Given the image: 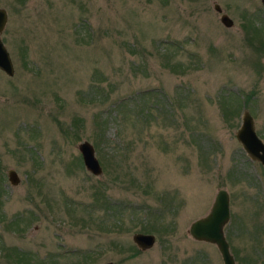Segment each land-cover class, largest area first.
Returning <instances> with one entry per match:
<instances>
[{"label":"rangeland","instance_id":"1","mask_svg":"<svg viewBox=\"0 0 264 264\" xmlns=\"http://www.w3.org/2000/svg\"><path fill=\"white\" fill-rule=\"evenodd\" d=\"M0 7L14 64L12 75L0 69V264H22L6 256L14 247L23 264H224L189 233L222 187L236 264H264V166L235 136L248 110L264 140L261 0ZM228 92L241 106L227 116ZM83 140L100 175L84 166ZM136 231L153 232V246L139 248Z\"/></svg>","mask_w":264,"mask_h":264},{"label":"water","instance_id":"2","mask_svg":"<svg viewBox=\"0 0 264 264\" xmlns=\"http://www.w3.org/2000/svg\"><path fill=\"white\" fill-rule=\"evenodd\" d=\"M264 7V0H261ZM214 7L222 11L221 6L215 3ZM8 12L6 8L0 7V32L7 23ZM220 21L227 27L233 24V19L225 12L221 13ZM0 69L8 75L14 73V64L0 35ZM237 140L245 152L252 159L259 160L264 166V140L258 135L254 118L248 110L241 115V124L235 132ZM82 155L84 166L95 175L102 173L101 163L96 156L93 144L89 140H83L78 144ZM7 176L12 184H17L20 177L15 169L7 171ZM230 219V195L226 188H219L215 193L212 204L206 214L195 218L189 225V233L196 240L207 241L216 244L224 264H236L234 255L231 252L229 241L225 234V225ZM133 241L139 248H150L156 241L153 232L136 231L132 234ZM102 264H115L108 260Z\"/></svg>","mask_w":264,"mask_h":264},{"label":"trees","instance_id":"3","mask_svg":"<svg viewBox=\"0 0 264 264\" xmlns=\"http://www.w3.org/2000/svg\"><path fill=\"white\" fill-rule=\"evenodd\" d=\"M257 29V28H256ZM255 29V30H256ZM259 31V28H258ZM256 31V32H258ZM238 94L235 92H228L226 95H223L220 103H221V108L223 111V115H229V114H233V112H237V110L240 109L241 104H239V100L237 98ZM99 197L96 196V200H98ZM104 204V203H103ZM153 230L151 227H145L143 228V230ZM122 251H128L129 255L135 254L137 252L140 251V249L138 247H136V245H131V244H126L122 249ZM92 255V254H91ZM90 255V256H91ZM7 257L12 258L15 262L17 263H22L23 264V253L20 254L19 249L17 248H13L12 251L6 253ZM90 256H83V258H81V260H83L84 263H88V261L86 260L87 258L90 259Z\"/></svg>","mask_w":264,"mask_h":264},{"label":"flooded vegetation","instance_id":"4","mask_svg":"<svg viewBox=\"0 0 264 264\" xmlns=\"http://www.w3.org/2000/svg\"><path fill=\"white\" fill-rule=\"evenodd\" d=\"M242 146V145H241ZM243 148V147H242Z\"/></svg>","mask_w":264,"mask_h":264}]
</instances>
